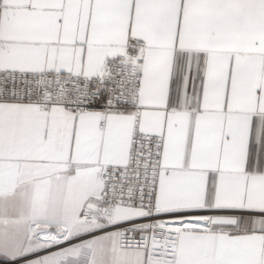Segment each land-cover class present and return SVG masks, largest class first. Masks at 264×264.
Returning <instances> with one entry per match:
<instances>
[{
  "label": "snow or ice",
  "instance_id": "1",
  "mask_svg": "<svg viewBox=\"0 0 264 264\" xmlns=\"http://www.w3.org/2000/svg\"><path fill=\"white\" fill-rule=\"evenodd\" d=\"M0 264H264V0H0Z\"/></svg>",
  "mask_w": 264,
  "mask_h": 264
}]
</instances>
